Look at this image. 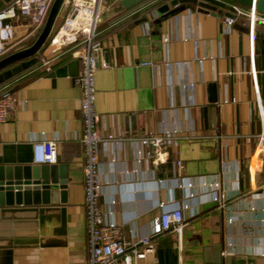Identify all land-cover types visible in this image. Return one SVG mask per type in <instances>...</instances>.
<instances>
[{
  "label": "crops",
  "instance_id": "0c3cea01",
  "mask_svg": "<svg viewBox=\"0 0 264 264\" xmlns=\"http://www.w3.org/2000/svg\"><path fill=\"white\" fill-rule=\"evenodd\" d=\"M70 1L53 34L70 14ZM117 1L102 2L106 18L96 27L100 58L109 67L93 75V104L101 139H115L100 141L97 148L100 206L116 200L114 215L126 240L148 234L160 201L166 210L180 208L181 233L153 238V264H264L259 255L264 157L258 155L257 141L264 125V23L234 17L231 32L224 35L220 21L230 15L229 1L215 3V14L171 0H150L114 13ZM9 4L0 1V11ZM162 4L168 10L160 14L156 8ZM38 32L23 19H2L4 56L30 44ZM51 37L39 59H52L51 70L75 60L68 47L55 51ZM37 64L0 86L16 99L0 124V159L7 165H34L32 142L55 141L54 164L66 171V201L60 204L55 196L54 204L40 212L0 207V264H84L81 67L77 60L71 73L50 76ZM165 130L187 139L165 161L137 164L135 139ZM185 181L189 188L181 186ZM220 195L223 206L216 199Z\"/></svg>",
  "mask_w": 264,
  "mask_h": 264
},
{
  "label": "built area",
  "instance_id": "2783aa9c",
  "mask_svg": "<svg viewBox=\"0 0 264 264\" xmlns=\"http://www.w3.org/2000/svg\"><path fill=\"white\" fill-rule=\"evenodd\" d=\"M52 1L12 0L8 6L0 11V22L7 16L16 17L25 20L33 31H38ZM100 3L101 0H71L70 14L62 20L49 43L57 52L61 51L63 47L71 49L73 57L78 60L81 67L78 77V83L81 86L79 104L82 136L80 142L83 149V160H85L82 168V179L87 235V257L84 264H153L155 253L153 238L163 232H172L177 236L181 233L184 221L180 208L166 210L163 208L164 202L160 201L158 206L161 211L158 217L151 221L148 234L126 240L121 232L122 225L118 224L115 219L114 205L116 200L111 198L104 205L100 206L99 204L103 184L97 175V148L100 141L114 139L112 136L101 139L98 132V117L93 104L95 93L93 75L98 68L109 67L107 62L100 58L102 48L100 42L96 41V27L101 15ZM227 5L230 15L223 17L220 21L221 32L224 35L231 32L234 17H248L252 23L256 20L264 23V16L253 9H245L234 3ZM6 46L7 42L0 37V58L4 56ZM51 60L40 58L37 68H43L49 72ZM175 64L178 65L176 62ZM179 64H185V62ZM15 101L14 93L7 86L0 88V124L7 120ZM185 139L187 136L176 130L147 132L135 139L138 145L136 163L138 164L142 160H148L154 165L163 162L166 160V155L175 149L177 143ZM257 141L258 155L264 157V125ZM32 143L31 158L35 164L56 163L57 143L55 141L41 138ZM176 165L179 166L180 162L176 161ZM181 186L189 188L190 183L185 181ZM217 186V182L212 184L213 189ZM186 195L189 196L190 194L187 192ZM223 198V195L216 198L219 201V206H223ZM261 213L262 218L259 222L264 223V207L261 208ZM259 255L264 256V246Z\"/></svg>",
  "mask_w": 264,
  "mask_h": 264
},
{
  "label": "water",
  "instance_id": "95a60500",
  "mask_svg": "<svg viewBox=\"0 0 264 264\" xmlns=\"http://www.w3.org/2000/svg\"><path fill=\"white\" fill-rule=\"evenodd\" d=\"M1 3L9 4L12 0H0ZM67 0H53L48 8V13L33 41L4 57L0 58V86L11 78L21 74L24 70L34 66L46 42L52 36L54 28L58 23L61 10ZM148 0H118L112 8L115 13L131 11L134 7ZM220 0H171V3L187 2L195 5L198 12L215 14V3ZM237 4L244 8L253 9L264 16V0H224ZM170 3V4H171ZM157 12H167V5L158 6ZM100 15L98 23L105 19ZM77 65V60L70 61L56 69L50 70V76H60L68 69L69 73ZM67 179L65 166L56 164L45 165H7L0 159V207L24 206L38 208V211L52 206L58 198V203L66 201Z\"/></svg>",
  "mask_w": 264,
  "mask_h": 264
},
{
  "label": "rangeland",
  "instance_id": "374dc122",
  "mask_svg": "<svg viewBox=\"0 0 264 264\" xmlns=\"http://www.w3.org/2000/svg\"><path fill=\"white\" fill-rule=\"evenodd\" d=\"M103 1H104V0H101V3H100V7H99V10H100V11H102L101 9H102V7H103V4H102ZM54 29H55V28H54ZM48 41H49V40H48ZM48 41H47V42H48Z\"/></svg>",
  "mask_w": 264,
  "mask_h": 264
},
{
  "label": "trees",
  "instance_id": "16d2710c",
  "mask_svg": "<svg viewBox=\"0 0 264 264\" xmlns=\"http://www.w3.org/2000/svg\"><path fill=\"white\" fill-rule=\"evenodd\" d=\"M148 1H150V0H148ZM148 1H147V2H148Z\"/></svg>",
  "mask_w": 264,
  "mask_h": 264
}]
</instances>
